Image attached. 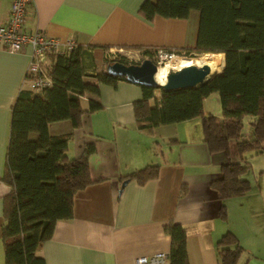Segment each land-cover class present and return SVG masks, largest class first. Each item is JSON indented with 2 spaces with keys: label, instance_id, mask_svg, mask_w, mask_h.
I'll list each match as a JSON object with an SVG mask.
<instances>
[{
  "label": "crops",
  "instance_id": "crops-1",
  "mask_svg": "<svg viewBox=\"0 0 264 264\" xmlns=\"http://www.w3.org/2000/svg\"><path fill=\"white\" fill-rule=\"evenodd\" d=\"M142 1L30 0L24 28L29 33L40 30L62 41L71 39L76 45L89 46L96 70L115 51L139 53L141 60L145 57L126 46L160 49L194 43L197 15L154 16L147 20L139 11ZM10 2L0 0V24L7 18ZM31 52L30 44L18 51L0 48V177L10 133L11 105L20 89L27 86ZM141 94L140 85L126 79H119L115 85L100 84L99 94L93 98L101 107L84 112L78 127L73 128L68 119L48 124L51 135L72 131L69 156H80L88 143L95 151L88 157L94 182L75 193L72 217L58 220L50 239L38 247L45 264H133L141 255L168 254L170 236L163 225L169 220L187 229L188 264H220L216 241L230 230L226 222L229 202L258 194L249 188L241 195L226 198L227 216L222 219L221 201L210 180L219 175L228 157L209 152L203 142L200 117L139 129L133 104ZM89 97L82 98L85 108ZM205 100L203 112L213 113L205 108ZM148 102L153 103L152 99ZM149 164L159 165L156 177L142 183L125 178ZM124 180L127 182L119 191ZM9 190L0 178V264H4L2 199ZM251 203V209H258L259 203ZM259 235L252 247L239 241L250 256H239L236 264H264V240H259Z\"/></svg>",
  "mask_w": 264,
  "mask_h": 264
},
{
  "label": "trees",
  "instance_id": "trees-1",
  "mask_svg": "<svg viewBox=\"0 0 264 264\" xmlns=\"http://www.w3.org/2000/svg\"><path fill=\"white\" fill-rule=\"evenodd\" d=\"M193 10L197 12L194 43L160 49L187 57L216 53L217 71L221 70L194 87L165 91L159 86L141 85L134 114L137 127L144 130L201 118L203 142L209 152L228 157L219 175L210 180L221 201L219 214L226 219L224 200L251 187L245 175L250 167L246 153L264 151V0H143L139 8L147 20L154 16L188 18ZM126 48L139 50L156 63L157 47ZM89 49L77 44L68 53H49L46 73L51 84L38 90L21 88L11 105L0 177L10 187L2 199L4 264H45L38 247L50 239L58 220L72 217L75 193L94 182L88 167L94 145L86 144L80 156L71 157L67 150L72 131L59 135L48 132V124L58 120L68 119L73 128L78 127L84 112L101 107L93 98L99 94V85H115L125 79L106 71V65L113 61L129 64L124 56L108 55L105 66L96 70ZM214 92L219 99V115L202 110L204 98ZM86 96L90 97L85 108L82 98ZM150 99L152 105L148 104ZM246 115L251 117L252 137L241 139ZM158 168V164H149L125 178L142 183L156 177ZM163 229L170 236L168 264H188L187 229L172 220ZM216 247L220 264H236L243 251L231 230L220 236Z\"/></svg>",
  "mask_w": 264,
  "mask_h": 264
},
{
  "label": "built area",
  "instance_id": "built-area-1",
  "mask_svg": "<svg viewBox=\"0 0 264 264\" xmlns=\"http://www.w3.org/2000/svg\"><path fill=\"white\" fill-rule=\"evenodd\" d=\"M29 1L11 0L7 18L0 24V48L18 51L24 45L30 44L32 52L25 80L28 88L38 90L51 84V79L46 73L47 55L49 53H68L76 44L71 39L62 41L56 37L48 36L40 30L32 33L27 32L24 28V21ZM172 55L174 54L165 49H158L154 57L156 63L159 64ZM133 264H168L167 254L156 252L150 255H141L134 260Z\"/></svg>",
  "mask_w": 264,
  "mask_h": 264
},
{
  "label": "rangeland",
  "instance_id": "rangeland-1",
  "mask_svg": "<svg viewBox=\"0 0 264 264\" xmlns=\"http://www.w3.org/2000/svg\"><path fill=\"white\" fill-rule=\"evenodd\" d=\"M191 15H197V12L193 10L191 12ZM204 54L196 53L197 56L189 57V58L196 59L198 57H202ZM117 55L124 56L125 61L127 63H138L141 61L140 54L134 52L123 54L122 52L115 51L111 53V55L108 57L113 58L114 56L116 57ZM181 57H187V56H181ZM108 59L107 60L104 59L98 64L100 69L105 66V63L106 61H108ZM165 62L166 61H164L160 65H163ZM166 70L167 71L165 72V74H167L168 71L172 69L167 68ZM216 72H218L217 69L215 70V72H211L210 74L213 75ZM204 104H205V108L213 112V114L214 112L217 115L221 114L219 99L216 92L206 97ZM250 118L251 117L249 115H246L242 120L241 136H240L241 139H249L252 137V128L249 122ZM246 155L250 156L249 157L250 167L247 169L245 175L250 182L251 185L250 189L255 193H257L258 196L255 194V196L253 197L246 196L244 198H239L237 200L234 199L231 200L227 207L228 217L226 222L228 228H230V230H233L236 233V236L238 237L239 241L241 240L243 244H246V246L251 245L252 247V245L256 241L255 240L256 235H259L258 233H260V235L257 238L259 240H264V227H262L261 225L264 224V151H262L261 153H254L253 151L251 152L249 151L246 153ZM252 200L260 204L258 209H256V207L251 209ZM241 241L240 243L242 244ZM241 254H242L240 255L241 258L243 257L247 258L250 256L248 250L247 251L243 250Z\"/></svg>",
  "mask_w": 264,
  "mask_h": 264
},
{
  "label": "water",
  "instance_id": "water-1",
  "mask_svg": "<svg viewBox=\"0 0 264 264\" xmlns=\"http://www.w3.org/2000/svg\"><path fill=\"white\" fill-rule=\"evenodd\" d=\"M157 64L150 58L145 57L138 63L125 64L113 61L106 65V71L113 75L124 77L127 81L144 86H159L165 91L177 88L194 87L210 77V67L208 64H190L179 69L168 71L165 81L159 83L155 79ZM127 180L121 183V188Z\"/></svg>",
  "mask_w": 264,
  "mask_h": 264
},
{
  "label": "bare ground",
  "instance_id": "bare-ground-1",
  "mask_svg": "<svg viewBox=\"0 0 264 264\" xmlns=\"http://www.w3.org/2000/svg\"><path fill=\"white\" fill-rule=\"evenodd\" d=\"M164 61H166V62L163 65H160ZM203 63L209 65L211 72H215V70L218 68L217 56L210 54V53H206L202 57H198L196 59L172 55L171 57H168V58L162 60L157 65V69L155 72V79L159 83H163L165 81V78L167 75V74H165V72L167 71L166 70L167 68L168 69H179L180 67H184V66H187L190 64L201 65Z\"/></svg>",
  "mask_w": 264,
  "mask_h": 264
}]
</instances>
